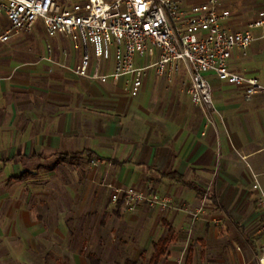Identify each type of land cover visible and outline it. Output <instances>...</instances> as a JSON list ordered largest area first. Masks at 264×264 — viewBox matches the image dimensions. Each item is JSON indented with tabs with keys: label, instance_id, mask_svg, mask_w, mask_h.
I'll return each mask as SVG.
<instances>
[{
	"label": "crops",
	"instance_id": "0c3cea01",
	"mask_svg": "<svg viewBox=\"0 0 264 264\" xmlns=\"http://www.w3.org/2000/svg\"><path fill=\"white\" fill-rule=\"evenodd\" d=\"M178 1L189 5L203 0ZM217 1L231 14L225 24L230 30L264 19V0ZM253 37L245 52H233L231 68L264 87V28L254 30ZM52 42L50 55L44 49L31 62L5 64L0 59V153L10 155L1 159L0 174L12 164L50 158L54 166L89 168L88 178L101 192L93 197L105 200L101 227L104 217L107 223L112 218L123 222L127 214L117 210L104 186L142 191L151 182L156 198L176 207L148 212V220L156 223L159 217L161 232L138 226L124 231L107 223L94 231L83 225L71 242L70 264H104L98 254L126 233L130 242L121 248H129L131 257L124 264H139L149 250L148 264L153 245L166 237L168 228L172 242L158 264H258L264 249V213L255 203L264 196V94L245 100L240 89L208 74L214 111L204 113L185 94L182 75L168 84L149 71L132 99L126 78L101 84L77 77L72 70L80 61L79 51L69 41ZM110 71L108 63L103 73ZM75 154H82L79 161L56 163L57 155ZM91 163L98 164L96 171ZM24 173L31 178L18 181ZM32 178L23 170L8 175L7 181L24 184ZM194 218L204 221L191 228ZM27 230L35 239L45 238L35 223ZM53 234L63 243L69 231L60 228ZM145 235L151 240L149 249L139 243Z\"/></svg>",
	"mask_w": 264,
	"mask_h": 264
},
{
	"label": "built area",
	"instance_id": "2783aa9c",
	"mask_svg": "<svg viewBox=\"0 0 264 264\" xmlns=\"http://www.w3.org/2000/svg\"><path fill=\"white\" fill-rule=\"evenodd\" d=\"M230 18L217 0L189 5L178 0H0V45L40 26L48 40L69 41L79 51L72 70L77 77L101 84L126 78L133 99L149 71L168 84L182 75L192 105L209 113L214 106L208 74L240 89L245 100L264 94L256 79L231 68L233 52L252 45L253 31L264 28V19L233 31L225 26ZM52 50L47 42L45 51L50 55ZM108 63L111 71L104 74ZM121 198L125 210L141 200L164 209L169 205L167 199L152 200L133 188L115 190L111 202ZM257 207L264 213V196ZM258 264H264V249Z\"/></svg>",
	"mask_w": 264,
	"mask_h": 264
},
{
	"label": "rangeland",
	"instance_id": "374dc122",
	"mask_svg": "<svg viewBox=\"0 0 264 264\" xmlns=\"http://www.w3.org/2000/svg\"><path fill=\"white\" fill-rule=\"evenodd\" d=\"M47 42L54 45L51 40L46 38L42 28L37 26L31 33L0 45V59L5 64L34 61V57L45 49ZM62 44L70 50L67 43ZM8 156L10 155L0 153V161ZM53 163L54 158L45 159L38 163L12 164L8 166L9 170L0 174V264H70L68 253L73 251L70 245L73 240L80 236L78 235L79 229L86 224L88 230L96 231L101 227L100 217L102 211L105 210L103 208L105 200L101 202L99 198L93 197L99 193V190L97 184L88 178L90 169L79 165L54 166ZM89 167L96 171L98 164L91 163ZM23 170L33 174L31 182L17 184L7 181L8 175L17 174ZM104 187L109 192L110 201L115 190H127L126 187L119 189L110 186ZM148 187H150L149 190ZM256 188L258 190V187ZM138 192L144 193L147 198L152 200L153 197L157 196L151 182H145L142 185V191ZM106 205L108 206V204ZM107 206L106 209H108ZM168 206L176 209L171 202ZM155 208L163 209L158 204L141 200L134 203L130 210L122 208L123 214L127 213L123 222L112 218L113 223H107L106 217H104V224L107 223L112 229L122 228L124 231L138 226L146 231L150 228H157L161 232L163 229L159 224V217L156 223L152 218L151 220L146 219L148 212ZM209 215L206 216L204 213L205 219L210 220ZM197 219L194 218L193 222L189 223L191 228H194L198 222L204 221ZM33 223L41 228L45 238L35 239L30 236L31 234L25 233L28 231V226ZM105 225L101 228H104ZM208 225L209 223H207ZM60 228L69 231L67 242L62 243L59 238L54 236L53 233ZM126 234V236L116 239V241L119 240L118 244L115 241L116 245L108 246L109 250L101 251L98 254L104 264H124V260L126 261L127 258L131 257L129 248H121L123 245H129L131 234ZM158 235L155 234V237ZM146 237L145 235L139 243L142 247L149 249L151 240H147ZM68 247L70 248L66 249ZM80 250L85 254L88 252L86 248ZM148 251L144 252L142 260L138 261L139 264L147 263ZM185 255V251L180 255L181 262H183Z\"/></svg>",
	"mask_w": 264,
	"mask_h": 264
},
{
	"label": "trees",
	"instance_id": "16d2710c",
	"mask_svg": "<svg viewBox=\"0 0 264 264\" xmlns=\"http://www.w3.org/2000/svg\"><path fill=\"white\" fill-rule=\"evenodd\" d=\"M81 155L82 154L57 155L56 163H58V164H70L72 162L79 161V158L81 157ZM30 178H31L30 173H24L17 180L18 181H24V180H28ZM173 180H177L178 182H180V178L177 177L176 175L173 176ZM182 184H184L188 187H192V189H194L195 191L199 190L198 188H195L194 186H192L190 184H186V183H182ZM123 204H124V200H123V198H121L115 203V207L117 208V210H120L123 207ZM172 237H173V232L170 228H168V233H167L166 237L153 245V254H152L151 259H150L148 264H158L160 258L162 256H164V254L166 253V249H167L168 244L170 242H172ZM90 258H92V260L94 259L93 257H90ZM127 264H134V263L128 262Z\"/></svg>",
	"mask_w": 264,
	"mask_h": 264
}]
</instances>
